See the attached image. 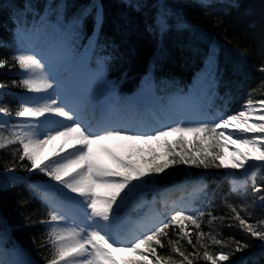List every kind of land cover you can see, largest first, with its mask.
<instances>
[{
  "label": "snow or ice",
  "instance_id": "obj_1",
  "mask_svg": "<svg viewBox=\"0 0 264 264\" xmlns=\"http://www.w3.org/2000/svg\"><path fill=\"white\" fill-rule=\"evenodd\" d=\"M23 39L25 37L21 35ZM12 59L24 73L20 84L29 92L45 95L21 102L14 113L15 118H24L21 122L10 125L0 120V128H8L11 132L10 136L0 135V149L18 144L20 148L13 150V157L20 152L19 160L27 159L30 162V167L24 165L27 171L38 169L71 193L77 194L81 200L76 203L81 204L85 212L83 226L67 227L64 226L67 220L64 205L49 202L48 218L36 222L47 228L41 247L48 244L52 248L51 259L46 258V264H196L200 259L210 264H221L228 261L230 255L250 246L244 241L233 239V252L218 250L215 254L210 253L208 245L202 242L203 238H207L213 245H223V241L217 239L211 231H202L201 224L205 215L209 217V224L217 217L212 215L210 207L205 211L182 203H175L167 215H157L138 225L127 237H122L113 227L114 205L118 206V198L122 199L121 193L134 180L143 182V178L164 173L170 166L184 164L205 169L210 166L228 167L244 170L245 173L251 170L249 178L253 182L252 192L264 206V194H260L264 193V188L255 186L258 171L256 162H264V90L257 93V89H252L237 111L221 114L212 120L190 124L179 121L154 131L139 130L127 134L118 127L102 130L82 127V121L70 104L58 102L57 98L47 95L48 90L54 88L55 77L39 53L22 50ZM6 66L7 61L0 60V68ZM260 71L264 72V66ZM261 88L264 89V81L261 82ZM6 89L7 85L0 83V96L7 94ZM0 114L13 117L12 111L3 104H0ZM46 114L62 117L68 123L48 119ZM41 117H45L43 122L39 119ZM169 133L192 134L195 137L193 149L185 148L186 141L183 139L177 142L180 152L167 140L160 143ZM61 137L65 138L64 144L45 158L47 162L39 159L43 148ZM113 140L128 142L127 155H120L104 143ZM229 141L240 145L245 151L233 149L238 158H234L230 165L216 163L223 157L222 149L230 147L227 143ZM3 171L5 174L13 172L14 167H5ZM11 179V184L4 181L0 183V188L17 186L20 178ZM246 187L247 180L239 184L234 182L231 190L238 192L246 190ZM206 188L203 185L198 190L204 192ZM98 190L106 194L97 195ZM211 195L204 192L209 205L212 202ZM255 202L252 201V205ZM252 205H242L239 211L233 204H227V207L232 218L239 222L240 228L247 235L264 242V218L249 223L241 216L244 211L251 217V212L247 210ZM189 224L196 230L195 243L191 232L186 230ZM172 226L178 227L176 240L169 237L167 232ZM162 238L168 239L170 251L182 259L177 261L172 255L158 254L157 247H165ZM182 240L187 241L192 252L181 250ZM199 249H203V252Z\"/></svg>",
  "mask_w": 264,
  "mask_h": 264
},
{
  "label": "trees",
  "instance_id": "obj_2",
  "mask_svg": "<svg viewBox=\"0 0 264 264\" xmlns=\"http://www.w3.org/2000/svg\"><path fill=\"white\" fill-rule=\"evenodd\" d=\"M85 1L92 3L91 11L84 9L88 5L84 4ZM150 2L151 0L145 1L139 7V11L138 7H134L135 0H131L129 3L118 0H0V60L7 61V66L0 68V83H5L7 90L10 91L20 92L23 89L17 77L11 74L15 73V69H17V65L11 59L14 48L10 36L14 16L27 12L39 16L44 7L51 5L55 11L50 10L49 13H54L53 16L65 24L69 33L78 34L76 37L78 41H83L93 31V23L90 18L93 16V10L96 9V14H98V6H100L103 23L97 31L96 41L101 40V44H105L106 54L112 56L109 62L111 76L121 78L122 83L125 84L127 80L130 85L138 76L148 71H155L163 75L166 73L173 78L178 76L182 80H185L188 73L192 71L202 72L210 80L213 90L217 89L216 86L226 85L229 95L227 105L231 108L232 113L241 107L240 105L247 99L249 91L257 89V93H259L264 90L261 88L264 72L260 71V68L264 66V0H237L238 6L219 4V8L215 9L176 0L169 1L174 15L171 24L179 25L182 17L188 26L186 29H182L179 26L174 28L171 25L164 33L161 47H158L160 53L156 51L157 33L154 30L150 31L152 18L154 19L156 15L154 4L147 6ZM103 37H106V40ZM215 37L225 41L219 46L224 51L221 61L220 58L219 61L217 59L219 63L214 62L212 53H206L208 46H214L216 43ZM205 58L208 60L211 58L213 62H208ZM13 81L16 83L13 84ZM15 102L9 99L3 100L1 104L14 114L18 110V105ZM7 133V128H0V135L7 136ZM181 139L185 140L181 136L179 139L168 141L177 152L181 151L177 144ZM194 141L195 137L193 136L191 143L186 141L184 147L189 150L193 149L192 142ZM17 148L18 145L13 144L0 149V172L5 167H14L13 172L21 175L26 173L27 168L24 165L30 167L28 160L20 161V152H17L15 158L12 155L13 150ZM216 163H220V160H217ZM227 172L228 170L223 167L210 166L205 169L202 166L177 164L167 168L164 173L152 174L151 177L143 178V182L134 180L125 191L132 193L138 187L148 188L152 183L159 185L182 179H199L208 186L209 191L214 195L211 198V200L213 199L211 204L203 203L202 209L206 211L210 207L212 215L217 217L209 224V217L205 215L201 230L205 233L211 231L217 239L223 241V245H213L207 238H203L202 242L208 245V251L213 254L218 250L225 253L233 252L235 248L233 239L244 241L250 245L243 251L230 255L228 261L221 262V264H228L245 257V253L255 248L261 241L247 235L240 228L239 222L232 218L227 204L235 205L239 211L242 205H252V201H256V197L252 188L243 193L240 191L238 193L230 192L227 180L223 182ZM258 173L255 186L264 188V167ZM4 179H6V175L1 173L0 183ZM220 184L222 188L218 186ZM133 185L135 186L133 187ZM216 187L221 188V191L216 190ZM263 207L254 204L247 210L251 212V217H248L247 212L244 211L241 212V216L245 217L249 223H255L264 218ZM0 218L7 219L13 231L12 237L24 247L32 250L37 260L46 262V258H51L52 250L47 246L41 247L45 240L43 229L39 223H36L44 219V211L22 190L0 188ZM186 230L191 232L193 243H195V227L189 224ZM177 231L178 227L173 226L168 230L169 237L176 240ZM162 240L165 247L162 249L157 247L159 255H172L177 261L182 259L178 254L170 251L167 238H162ZM180 246L182 251H193L186 240H182ZM197 247L199 248V246ZM199 251L202 253L203 249H199ZM196 264H210V262L200 259L196 261ZM241 264H264V254L258 252Z\"/></svg>",
  "mask_w": 264,
  "mask_h": 264
},
{
  "label": "bare ground",
  "instance_id": "obj_3",
  "mask_svg": "<svg viewBox=\"0 0 264 264\" xmlns=\"http://www.w3.org/2000/svg\"><path fill=\"white\" fill-rule=\"evenodd\" d=\"M145 1H147V0H138V1L135 0L134 7H138L139 8ZM219 1L222 2V3L228 4V5L238 6L237 5L238 4L237 0H207L206 3H207V6H210L211 8L215 9V8H219ZM84 4H88V5H86V7L84 9L87 10V11H91L92 6H93L92 3L89 2V1H85ZM153 4L155 6V8H154V12L156 14L155 18H157L158 20H162L165 12L167 11V8L165 7V4L163 2H161L160 0H151V2L149 4H147V6H151ZM93 11H94L93 12V16L90 18V21L93 23V31H94V30H96V27L99 28L101 23H103V18L101 17V14L99 15V11H98V14H96V9L93 10ZM170 24H171V22H170ZM172 26L175 28L176 24H174ZM170 27L171 26H169V28ZM150 28H151L150 31L154 30L157 33V36L155 38V41L157 40L156 42H158L156 51H157V53H160L161 51L158 49V47L159 46L161 47L160 44L162 43L161 41L164 39V36H165L164 33L166 32V30H164V28H162L160 24H155L153 22H152ZM102 36H104V35H102ZM104 39L106 40V37ZM215 40H216V43L214 44V46L211 45V51H212L213 55H215L218 52V49H220L219 46L222 45V43L225 42L222 38H219V37H218V39L216 38ZM229 55H231V54L229 53ZM245 70H246V67H245ZM181 75H184V74L181 73ZM62 84H64V83H62ZM42 95H45V94L41 93L38 96H42ZM78 96H79V92H77L76 95L75 94H71L70 96H68L66 102L68 104H70L71 107L77 112L79 119L82 121L81 126L82 127H86V126L87 127H91L89 123H90V121H92L93 117L96 116L97 113H95V115L90 113V110H92V108H93V106L91 105V103H92L91 101L89 102L88 106H87V104H82L81 106H79V105L76 106L75 105V101H76V97L78 98ZM122 104H119V107H121ZM192 107H193V104L191 102H185V100H184V101H178V103H170V104H168V108L167 109H168V114L170 115V117H172L171 114H178L177 119H179V118H182L183 110L190 114L191 110L193 109ZM117 109L119 111L118 113L120 114L121 113L120 108H117ZM111 112L114 113V111H111ZM126 112L127 111H124L123 114H125ZM46 116L48 117V119H56V120H59L62 123H68V121L64 120V118H62V117H52L50 114H46ZM39 119H40L41 122H43L45 120V117H41ZM155 121L156 120H153V119H145L143 121V123H141V124H138V123L135 122L138 125V128L135 127L136 124H134V125H130L129 129H130V131H134V129L144 130L145 128L156 127V124L158 125L159 122L158 121L155 122ZM118 123H119L120 127H123L124 121H122V122L118 121ZM162 123L163 122L160 121V124H162ZM127 130L128 129H125V132ZM64 141H65V138L61 137V138H57L56 140H53L50 144L46 145L43 148V150L39 153V159L45 161V158L50 157L55 150H57L62 144H64ZM70 142L71 141H69V143ZM104 143L106 145L110 146V147H113L114 144L116 143V141L115 140L106 141ZM227 143H229L230 147H232V146L236 147L237 146L241 151H245V149L242 148L238 144L231 143L230 141L227 142ZM94 150H95V148H94ZM225 152H226L227 157H228V159H225V163L226 162H232L234 160V158H238V157H236V154L234 152H231V150L229 151V147H227L225 149ZM256 163L259 164V162H256ZM99 191L101 192V190H99ZM97 193H99V192H97ZM80 200H81V198L79 196H77V198H74V200H73V204L76 207V209L77 208L84 209L81 206V204L76 203L77 201H80ZM263 250H264V242H260L255 248H253L249 252L245 253V257H243L244 261L246 262V260L249 257H252V255H256L258 252H262V254H264Z\"/></svg>",
  "mask_w": 264,
  "mask_h": 264
},
{
  "label": "rangeland",
  "instance_id": "obj_4",
  "mask_svg": "<svg viewBox=\"0 0 264 264\" xmlns=\"http://www.w3.org/2000/svg\"><path fill=\"white\" fill-rule=\"evenodd\" d=\"M119 2H131V0H118ZM137 8V7H136ZM137 10H139L140 11V9L139 8H137ZM161 22V20H158L157 18H152V22L153 23H155V24H159L160 22ZM176 26L178 27L179 25L178 24H176ZM186 27H187V25H186ZM101 41V40H100ZM100 41H98L97 43H95L96 45H95V52L97 53V50H98V46H100L101 45V42ZM208 47H210V45L208 46ZM24 118H21L20 119V121H22ZM180 134L179 133H169V135L167 136V137H164L163 139H162V141H164V140H173V139H175V138H177L178 136H179ZM184 136H185V139H186V141L187 142H190L191 143V141H192V137H193V135L192 134H183ZM127 143L128 142H124V141H122V142H117L116 143V146L114 147V149L120 154V155H122V154H124L125 153V151H127ZM238 147L236 146V147H234V146H232V147H229V151L231 150V152H234L233 151V149H237ZM225 149L226 148H224V149H222V152H223V157H222V159L220 160V163L222 164V165H230L232 162H226L225 163V159H228V157H227V154H226V152H225ZM264 164V162H259V164H257V167H259L260 165H263ZM224 169L226 170H229V172L231 171V173L232 174H237V178L233 181V184H234V182L235 183H237V184H239V183H243L245 180H247V183H249V182H251L252 180L249 178L250 177V175H251V170H249V172L248 173H245V171L244 170H240V169H233V168H228V167H224ZM260 169V168H259ZM235 172H237V173H235ZM258 172V171H257ZM255 178H257V173H256V177ZM58 182H56L55 181V183L54 184H57ZM68 190V189H67ZM69 191V190H68ZM103 191V190H102ZM75 194V193H74ZM106 193L103 191L101 194H99V195H101V196H103V195H105ZM255 205H257V206H259V207H263L262 205H261V203L259 202V201H256L255 202ZM264 208V207H263ZM7 222V219L6 220H3V222H2V228L4 227V224ZM1 255H3V252H0V260H4V256H1Z\"/></svg>",
  "mask_w": 264,
  "mask_h": 264
}]
</instances>
